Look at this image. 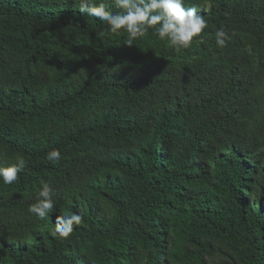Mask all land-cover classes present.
<instances>
[{"label":"trees","instance_id":"1","mask_svg":"<svg viewBox=\"0 0 264 264\" xmlns=\"http://www.w3.org/2000/svg\"><path fill=\"white\" fill-rule=\"evenodd\" d=\"M185 6L208 27L175 51L75 0H0V154L27 164L0 180V264H264V0Z\"/></svg>","mask_w":264,"mask_h":264},{"label":"clouds","instance_id":"2","mask_svg":"<svg viewBox=\"0 0 264 264\" xmlns=\"http://www.w3.org/2000/svg\"><path fill=\"white\" fill-rule=\"evenodd\" d=\"M75 3L81 13L103 22L109 33L118 34L121 30L127 33V45H133L135 40L152 30L160 41L166 40L175 51L187 50L194 38H199L208 27L204 16L196 7H186L185 0H75ZM214 39L218 48H224L231 35L220 27ZM46 159L58 165L62 153L59 149H52L46 154ZM26 167L23 156L8 159L0 154V180L3 184H13ZM54 195L53 187L43 183L36 193V202L29 206L28 212L39 220L47 219L54 208ZM81 223L79 213L57 215L52 235L67 239Z\"/></svg>","mask_w":264,"mask_h":264}]
</instances>
